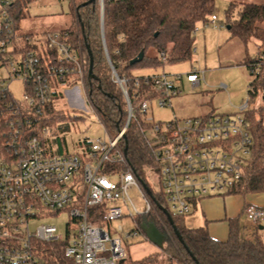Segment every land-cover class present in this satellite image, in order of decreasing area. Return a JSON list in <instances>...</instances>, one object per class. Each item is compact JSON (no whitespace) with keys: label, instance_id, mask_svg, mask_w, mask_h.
I'll return each instance as SVG.
<instances>
[{"label":"built area","instance_id":"obj_1","mask_svg":"<svg viewBox=\"0 0 264 264\" xmlns=\"http://www.w3.org/2000/svg\"><path fill=\"white\" fill-rule=\"evenodd\" d=\"M0 2V264H119L126 255L123 240L111 234L106 222L124 215L123 203L135 223L125 236H146L138 217L142 223L150 221L158 195L169 212L186 215L200 198L228 194L242 179L253 142L246 112L251 97L261 89L251 84L250 97L233 114L208 113L165 122L147 117L150 102L172 105L183 80L195 87L204 79V70L136 75L135 85L149 86L154 93L139 101L137 113L129 96L128 78L112 67V78L126 101L124 126L112 135L100 118L107 137L95 138L84 155L49 152L50 128L42 118L53 99L54 82L59 80L58 90L79 82L87 93L86 56L71 44L67 30L18 31L10 14V0ZM209 20L216 22L218 17L212 14ZM198 29L196 25L194 32ZM52 52L65 64L56 66ZM161 58L166 61L168 52L162 51ZM250 71L264 77V51L258 53ZM18 78L25 84L23 100L10 89V83ZM71 79L75 82L70 84ZM134 120L149 125L141 132L153 158L151 166L159 183L156 188L137 175L120 143ZM119 162L126 168L105 171V163ZM132 184L139 187L148 204L147 211L136 216L128 203ZM102 203V222L91 220L89 208ZM67 207L79 223L73 236L58 233L52 222L31 229V221ZM244 211L255 223L264 217L263 207L249 204ZM118 229L123 231L124 226L119 223ZM59 248L63 254L58 253Z\"/></svg>","mask_w":264,"mask_h":264},{"label":"trees","instance_id":"obj_2","mask_svg":"<svg viewBox=\"0 0 264 264\" xmlns=\"http://www.w3.org/2000/svg\"><path fill=\"white\" fill-rule=\"evenodd\" d=\"M33 1L10 0L9 10L13 19L17 21L23 9ZM85 1L71 0L75 23L71 28L63 30L70 32L69 41L86 56L89 100L107 130L115 135L127 120V106L120 86L112 78V67L120 76L128 78L129 96L138 113L139 101L147 95L153 96L154 93L149 86L135 85L136 75L132 73V69L164 61L159 60L158 56L149 57L147 51L150 47L158 52H168L167 61L190 59L194 50V28L198 22L207 21L215 14V0H103V32L107 54L102 39L100 0L87 5H84ZM226 23L230 37H238L245 44L255 38L260 42L258 53L264 51V0H231L227 8ZM88 47L93 60L94 77H90L88 73ZM142 50L145 52L143 60L130 64ZM51 54L56 66L65 64L56 52ZM257 57L258 54L255 58L246 57L243 63L250 68ZM68 82L71 84L75 80ZM58 83L59 80L56 79L53 97L60 92ZM251 84L264 93V77L254 76ZM263 109L264 106L254 107L246 112L253 141L251 155L244 167L242 179L229 193L264 192ZM59 115L61 110L51 101L42 119L43 122H48ZM147 126L149 125L139 124L136 120L131 121L120 141L126 149L127 162L144 181V167L153 163L141 132ZM104 166L106 172L126 168L123 162L112 165L105 163ZM156 199V210L149 216L153 217L159 230L166 234L162 246L166 264H264V240L256 235L252 238L246 235L247 226L242 225L238 218L229 219V236L226 240H219L210 234L206 225L190 226L185 215L170 211L174 225L182 237L180 240L162 209L167 206L165 201L161 199V195ZM103 207L102 203L89 208V218L102 222ZM138 221L143 224L141 217H138ZM58 253L63 254L61 248ZM124 260H120L119 264H126ZM128 264H161V260L160 255L155 254Z\"/></svg>","mask_w":264,"mask_h":264},{"label":"rangeland","instance_id":"obj_3","mask_svg":"<svg viewBox=\"0 0 264 264\" xmlns=\"http://www.w3.org/2000/svg\"><path fill=\"white\" fill-rule=\"evenodd\" d=\"M230 1L215 0L214 13L218 17L216 22H212L208 18L207 21L197 23L199 29L195 33L194 50L190 59L166 60L152 66L142 65L132 69V73L137 76L163 72L170 75L175 73L186 74L193 69L204 70V79L195 87H192L186 79L183 80L181 92L173 97L172 105L161 106L156 100L150 102L147 117L151 120L165 122L174 117L183 118L218 112L233 114L250 97V83L254 76L243 61L246 57L255 58L257 56L260 42L252 38L245 44L238 37H230L226 23L227 8ZM1 6L0 2V8ZM16 22L18 31L22 33L40 34L44 31H60L74 25L75 12L71 0H34L23 9ZM147 55L149 57L158 56L159 60H162L161 52L153 47L148 49ZM10 89L17 99L23 100L25 84L21 79L13 80L10 83ZM52 102L56 108L61 110V115L48 121L50 140L47 149L49 152L53 154L77 152L84 155V151L90 147L95 138L107 137L105 128L90 102L88 92L86 93L83 84L77 82L72 86L62 87L60 92L54 95ZM249 106L250 108L264 106L263 91H259L251 97ZM150 134L152 133L150 132ZM143 174L153 188L159 186L156 180V172L150 164L147 165V168L144 167ZM128 192L131 199L128 203L132 215L136 216L137 212H146L148 204L139 187L132 184ZM256 194L264 196V192ZM227 195L203 197L200 198L199 202L211 198L214 199L211 201L217 205V208H220L221 205L217 200ZM80 197L82 198L83 195ZM123 209L124 215L109 223L106 222V226L113 236L122 237L126 253L125 263H132L146 256L159 254L161 264H166L167 259L162 246L154 243L142 233L133 237L125 236V232L135 228V223L129 214V208L124 203ZM201 215V210L193 207L185 215L187 224L190 226L205 225L200 224L203 219ZM152 219L153 217L149 216L147 220L153 221ZM243 221L247 226L246 235L251 238L256 235L264 239V228L260 227V225H264V217L255 223L245 215ZM44 222L56 224L58 233L63 235L70 232L73 236L79 230V223L71 217L69 207L48 217L31 221V229L35 230ZM119 223L124 226L123 231L118 229Z\"/></svg>","mask_w":264,"mask_h":264},{"label":"crops","instance_id":"obj_4","mask_svg":"<svg viewBox=\"0 0 264 264\" xmlns=\"http://www.w3.org/2000/svg\"><path fill=\"white\" fill-rule=\"evenodd\" d=\"M57 86L61 87L59 86V84ZM256 193L260 192L247 194L228 193L227 196H223V198L217 200L221 205L220 208H217V205L211 201L214 199L211 198H207L206 200H203L201 202H199V199L193 207H195L197 210L200 209L202 212L201 216L203 219L200 224H205L210 234L214 238L219 240H226L229 236V219L238 218L242 225H246V223L243 221V217L246 215L244 211L245 207L248 204L256 205L258 207H264V205H262L264 204V196ZM260 227L263 229L264 225H260Z\"/></svg>","mask_w":264,"mask_h":264},{"label":"water","instance_id":"obj_5","mask_svg":"<svg viewBox=\"0 0 264 264\" xmlns=\"http://www.w3.org/2000/svg\"><path fill=\"white\" fill-rule=\"evenodd\" d=\"M95 2V0H86L84 2V5H87V4H90V3H93ZM100 4H101V16H102V39H103V43H104V48H105V51L107 52L106 50V43H105V39H104V32H103V0H100ZM229 28V26H228ZM88 53H89V56H90V63H89V69H88V73H89V76L90 77H94L93 75V71H92V56H91V52H90V49L88 47ZM145 56V52L144 50H142L135 58H133L131 61H130V64H135L139 61H142L143 58ZM163 211L166 213V215L168 216L172 226H173V229L175 231V233L177 234L178 238L180 240H182V237L178 231V229L176 228V226L174 225V222H173V219H172V216H171V213L168 211L167 208L165 207H162ZM142 227L144 229V232L146 233V236L151 240L153 241L154 243L160 245V246H163L164 244V240L166 238V234L164 232H161L159 230V228L156 226V224L153 222V221H149V222H144L142 224Z\"/></svg>","mask_w":264,"mask_h":264}]
</instances>
